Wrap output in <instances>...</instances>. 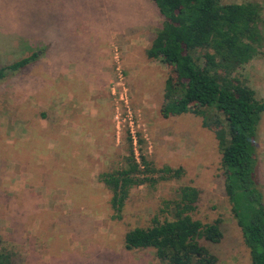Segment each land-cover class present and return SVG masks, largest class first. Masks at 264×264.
<instances>
[{
    "label": "rangeland",
    "instance_id": "1",
    "mask_svg": "<svg viewBox=\"0 0 264 264\" xmlns=\"http://www.w3.org/2000/svg\"><path fill=\"white\" fill-rule=\"evenodd\" d=\"M252 1L262 46L231 76L264 99V0ZM160 22L151 0H0V67L36 52L0 79V247L11 264H163L125 249L123 235L161 215L180 185L199 190L194 219L221 221L217 243L200 241L216 264H250L213 133L192 113L160 114L168 68L144 55ZM256 129L264 202V111ZM129 149L180 174L132 187L115 218L98 174Z\"/></svg>",
    "mask_w": 264,
    "mask_h": 264
},
{
    "label": "trees",
    "instance_id": "2",
    "mask_svg": "<svg viewBox=\"0 0 264 264\" xmlns=\"http://www.w3.org/2000/svg\"><path fill=\"white\" fill-rule=\"evenodd\" d=\"M151 1L161 22L144 55L168 68L160 114L192 113L213 133L224 175L223 190L249 262L264 264V202L254 180L256 128L264 99L256 98L252 89L231 76L261 49V6L252 0ZM35 57L36 52H31L1 66L0 79ZM138 158L129 149L122 166L98 174L109 192L115 218L132 187L179 177L178 168H155L143 155ZM175 192L174 198L163 201L162 214L154 215L149 225L124 233L123 247L149 248L163 264H216V256L200 241L217 243L221 239L220 219L201 223L192 217L199 196L196 187L180 185ZM0 264H11L9 252L1 247Z\"/></svg>",
    "mask_w": 264,
    "mask_h": 264
}]
</instances>
